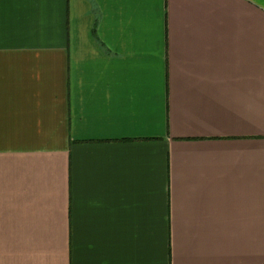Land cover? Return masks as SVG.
<instances>
[{
    "label": "crops",
    "instance_id": "crops-1",
    "mask_svg": "<svg viewBox=\"0 0 264 264\" xmlns=\"http://www.w3.org/2000/svg\"><path fill=\"white\" fill-rule=\"evenodd\" d=\"M0 264H264V0H0Z\"/></svg>",
    "mask_w": 264,
    "mask_h": 264
}]
</instances>
